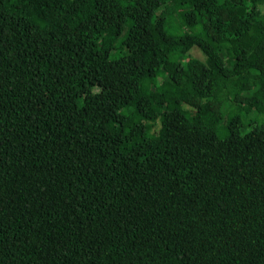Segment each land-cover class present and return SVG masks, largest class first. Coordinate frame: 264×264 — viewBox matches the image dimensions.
I'll list each match as a JSON object with an SVG mask.
<instances>
[{"label":"trees","instance_id":"trees-1","mask_svg":"<svg viewBox=\"0 0 264 264\" xmlns=\"http://www.w3.org/2000/svg\"><path fill=\"white\" fill-rule=\"evenodd\" d=\"M262 4L0 0V264H264Z\"/></svg>","mask_w":264,"mask_h":264},{"label":"rangeland","instance_id":"rangeland-1","mask_svg":"<svg viewBox=\"0 0 264 264\" xmlns=\"http://www.w3.org/2000/svg\"><path fill=\"white\" fill-rule=\"evenodd\" d=\"M259 10L261 13H264V4L259 6ZM191 54L193 56L192 57L193 59L190 60L189 63L194 65H199L200 63L195 59L202 61V56L199 53H196L195 50H192ZM223 57H225V55H223ZM183 60L188 61L187 58H183ZM52 110H53L52 102H50V100L45 96H42L39 98L38 104L30 110L31 120L33 122H36L42 114L52 115ZM143 122L147 128H151L152 130L157 129V127L155 128L153 121H143Z\"/></svg>","mask_w":264,"mask_h":264}]
</instances>
